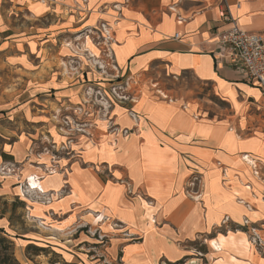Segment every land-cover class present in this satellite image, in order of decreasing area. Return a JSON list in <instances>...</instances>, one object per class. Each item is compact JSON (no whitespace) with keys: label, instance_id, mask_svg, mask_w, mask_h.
<instances>
[{"label":"crops","instance_id":"crops-1","mask_svg":"<svg viewBox=\"0 0 264 264\" xmlns=\"http://www.w3.org/2000/svg\"><path fill=\"white\" fill-rule=\"evenodd\" d=\"M223 11L264 35V0H0V32L22 14L42 33L27 45L29 95L76 109L81 153L34 177L33 208L77 244L84 231L92 248L106 239L107 264H264V102L220 45ZM156 67L189 73L224 106L157 96Z\"/></svg>","mask_w":264,"mask_h":264},{"label":"rangeland","instance_id":"rangeland-1","mask_svg":"<svg viewBox=\"0 0 264 264\" xmlns=\"http://www.w3.org/2000/svg\"><path fill=\"white\" fill-rule=\"evenodd\" d=\"M6 20L2 25L4 30L0 32V151H11L14 159L0 158V230L13 242V253L20 264H107L104 255L106 239L104 242L101 239L99 247L92 248L90 233L84 231L89 237L77 244L79 240L74 228H66L61 219H52L46 209H43L46 213L43 215L42 210L33 208L39 201L35 195L42 194L33 182L34 177L38 176L41 182L44 177L61 172L60 159L77 157L82 149L71 128L77 120L73 116L76 109L67 112L58 109L51 93V97L37 94L33 98L29 95L26 72L31 52L27 45L38 29L28 32L22 14L9 16ZM11 24H15V28ZM37 35L40 37L42 33ZM30 49L34 50L32 44ZM38 66L35 63V67ZM146 84L154 94L168 100L189 99L205 106H224L205 84L187 72L171 75L164 68L156 67L148 74ZM32 99L36 104L35 121L27 111ZM50 99L52 111L43 112V103ZM99 114L106 120L105 112ZM43 121L49 123L43 125ZM56 197L54 195V199ZM210 243L216 248L221 246V243ZM119 261L117 256L110 264Z\"/></svg>","mask_w":264,"mask_h":264},{"label":"built area","instance_id":"built-area-1","mask_svg":"<svg viewBox=\"0 0 264 264\" xmlns=\"http://www.w3.org/2000/svg\"><path fill=\"white\" fill-rule=\"evenodd\" d=\"M221 15L229 26L219 35L220 45L240 62L246 76L258 85L264 102V35L239 26L229 11Z\"/></svg>","mask_w":264,"mask_h":264},{"label":"trees","instance_id":"trees-1","mask_svg":"<svg viewBox=\"0 0 264 264\" xmlns=\"http://www.w3.org/2000/svg\"><path fill=\"white\" fill-rule=\"evenodd\" d=\"M1 157L11 158L5 153L0 154ZM0 264H20L13 253V242L0 230Z\"/></svg>","mask_w":264,"mask_h":264},{"label":"bare ground","instance_id":"bare-ground-1","mask_svg":"<svg viewBox=\"0 0 264 264\" xmlns=\"http://www.w3.org/2000/svg\"><path fill=\"white\" fill-rule=\"evenodd\" d=\"M34 182V181H33ZM31 183V182H30ZM31 186V185H30ZM36 188V187H35Z\"/></svg>","mask_w":264,"mask_h":264}]
</instances>
